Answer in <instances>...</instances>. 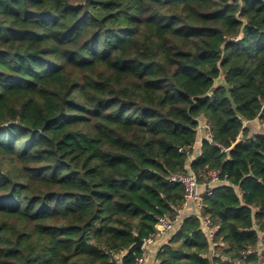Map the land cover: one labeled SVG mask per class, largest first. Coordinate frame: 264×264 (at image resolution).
Here are the masks:
<instances>
[{"label": "trees", "instance_id": "16d2710c", "mask_svg": "<svg viewBox=\"0 0 264 264\" xmlns=\"http://www.w3.org/2000/svg\"><path fill=\"white\" fill-rule=\"evenodd\" d=\"M263 105L264 0H0V264H135L207 170L158 264H260Z\"/></svg>", "mask_w": 264, "mask_h": 264}, {"label": "built area", "instance_id": "2783aa9c", "mask_svg": "<svg viewBox=\"0 0 264 264\" xmlns=\"http://www.w3.org/2000/svg\"><path fill=\"white\" fill-rule=\"evenodd\" d=\"M259 116H264V105L261 108ZM202 128L208 130L207 124L206 123L204 125L199 124L197 130H200ZM206 139L210 140V136L208 135ZM168 181L178 184L182 187L183 202L176 209L175 215L172 219H167L165 217L157 218V223L155 225V229L157 233L156 236H165L166 234L172 232L176 227V225L179 223V221L184 217L183 216L184 210L193 207L195 211L190 215H195V212L198 213L201 210L202 207L201 202L203 201V199L211 195L212 189L225 182L219 178L218 170H207L204 174L203 181H199L196 175L193 174L192 172L172 174L169 176ZM201 221H202L203 230L207 238L211 242V248L208 253V257L220 258L222 260H226V256L220 253L221 251V248H219L221 246L220 243L215 240V232L217 230V227L212 224V222L208 217L201 218ZM149 241L150 239L144 241L140 249L142 251V254L141 256L136 258L135 264H146L147 253L145 251V245ZM259 250L260 253H264V245L262 243L260 244ZM115 262L119 263V260L117 259ZM153 264H158V263L154 262ZM260 264H264V261H261Z\"/></svg>", "mask_w": 264, "mask_h": 264}, {"label": "crops", "instance_id": "0c3cea01", "mask_svg": "<svg viewBox=\"0 0 264 264\" xmlns=\"http://www.w3.org/2000/svg\"><path fill=\"white\" fill-rule=\"evenodd\" d=\"M255 122H257V120L255 121H248L246 122V126L250 129L251 125L254 124ZM206 122L204 120H200L201 125H204ZM258 129L259 131L257 132H253V133H261L263 132V125H258ZM208 136V130L207 129H200L198 130V134H197V141L194 144V146L192 147V154L189 157V161H191L192 159H194L195 157H197L200 154V145H201V141L205 138H207ZM195 211V209H193V207H190L186 210L183 211V216L187 217L189 216L191 213H193ZM195 214H198L197 212H195ZM167 236H157L155 238H151L150 241L148 243H146L145 245V251L147 253V259H146V264H153L154 262L158 261L155 258V254L156 251L158 249V247L166 240Z\"/></svg>", "mask_w": 264, "mask_h": 264}, {"label": "water", "instance_id": "95a60500", "mask_svg": "<svg viewBox=\"0 0 264 264\" xmlns=\"http://www.w3.org/2000/svg\"><path fill=\"white\" fill-rule=\"evenodd\" d=\"M144 241L140 240L137 236H134L133 244L126 250V254L134 252L137 249H141Z\"/></svg>", "mask_w": 264, "mask_h": 264}, {"label": "rangeland", "instance_id": "374dc122", "mask_svg": "<svg viewBox=\"0 0 264 264\" xmlns=\"http://www.w3.org/2000/svg\"><path fill=\"white\" fill-rule=\"evenodd\" d=\"M245 125H247L246 123H245ZM258 125L260 126V125H262V122L260 121V120H257V122H255V125L254 124H252L251 125V127H250V129H249V131H250V133H253V132H257V131H259V127H258Z\"/></svg>", "mask_w": 264, "mask_h": 264}]
</instances>
